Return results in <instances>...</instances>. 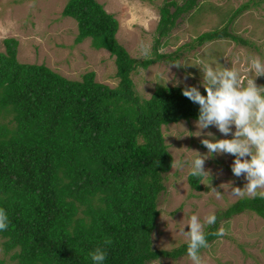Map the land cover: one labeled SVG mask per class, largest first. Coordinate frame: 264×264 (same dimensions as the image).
Returning a JSON list of instances; mask_svg holds the SVG:
<instances>
[{"label": "trees", "instance_id": "16d2710c", "mask_svg": "<svg viewBox=\"0 0 264 264\" xmlns=\"http://www.w3.org/2000/svg\"><path fill=\"white\" fill-rule=\"evenodd\" d=\"M198 1L163 0L154 57L140 62L118 41L119 22L98 0L66 1L61 13L77 23L74 42L89 38L93 48L109 52L115 87L97 81L92 70L70 79L44 63L20 62L19 41L2 40L0 208L9 226L0 239L12 254L10 263L0 258V264H93L88 253L97 247L106 253L103 264H147L187 255L185 242L171 250L154 249L152 234L163 175L173 161L162 127L197 120L199 105L182 95V85H158L143 98L132 73L169 58L157 51L160 39ZM223 38L242 40L228 24L195 40L203 45ZM199 91L206 95L204 87ZM201 179L188 175L190 188L201 190ZM245 211L264 218V200L239 198L215 214L216 223L204 230L208 244L217 238L211 233L221 217ZM105 238L112 243L105 244Z\"/></svg>", "mask_w": 264, "mask_h": 264}, {"label": "rangeland", "instance_id": "374dc122", "mask_svg": "<svg viewBox=\"0 0 264 264\" xmlns=\"http://www.w3.org/2000/svg\"><path fill=\"white\" fill-rule=\"evenodd\" d=\"M67 0H0V51L2 40L7 37L19 41L17 59L23 63H44L54 71L70 79H80L87 71L95 72V79L110 87L117 85L115 63L106 49H95L86 38L75 43L77 23L62 15ZM107 12L119 22L118 41L138 62L154 57L153 47L157 37L158 7L163 0H98ZM182 3V0H178ZM241 11L229 22L231 15L241 6ZM229 25V31L242 39H217L203 45L196 37L204 31ZM149 49L147 58L141 55L140 46ZM158 52L168 59H161L147 68L137 67L132 79L137 93L148 98L158 85H182L203 87L202 73L197 61L213 67H234L245 72L251 57L264 62V0H199L193 10L182 14L167 37L160 39ZM187 64L177 67L175 64ZM169 81L165 83L166 80ZM178 82V83H177ZM257 86H264V75L256 76ZM196 120H181L162 127L168 149L175 160L190 159L198 151L206 155L208 150L201 143L203 138H232L220 133L215 126L198 131ZM212 132L214 137H206ZM194 150V151H193ZM231 154H213L205 160L204 168L209 176L200 181L202 189L192 190L188 182L189 168L171 169L163 175L164 190L158 197L156 228L152 234L154 249L171 250L182 243L184 237L179 228L196 214L203 218L209 213H221L240 197L232 187H243L245 177L234 176ZM227 235L217 237L208 248L199 252L204 264H264V218L245 211L218 221ZM206 226L204 227V230ZM185 231L188 226L185 225ZM0 239V258L10 263L12 252L4 251ZM13 262V261H12ZM147 264H192L188 255L177 259L159 258Z\"/></svg>", "mask_w": 264, "mask_h": 264}, {"label": "clouds", "instance_id": "9594fccd", "mask_svg": "<svg viewBox=\"0 0 264 264\" xmlns=\"http://www.w3.org/2000/svg\"><path fill=\"white\" fill-rule=\"evenodd\" d=\"M141 55L149 56V49L143 44L140 46ZM181 67L187 64H175ZM202 73V85L206 95L195 86H187L182 95L199 105L198 119L195 121L198 131L194 134L201 136L199 130L215 126L225 136L235 131L232 138L208 139L203 138L201 143L207 148L206 155L194 151L190 159L172 161L173 169H180L185 164L189 168V175L196 178L209 176L205 170V160L213 154H231L235 157L231 165L234 176H244L246 183L241 187H232L234 195L244 198H260L264 200V86H257L255 77L264 75V62L259 57H251L247 62L245 72L234 67H213L210 63L197 61L196 64ZM169 81L166 80L165 83ZM178 83V82H177ZM175 86V85H174ZM206 137H214L207 132ZM216 215L209 213L203 218L193 214L186 223L179 228V233L187 244V255L192 264H204L199 252L201 248H208L204 227L216 223ZM185 225L188 231L184 230ZM9 218L6 211L0 208V231L7 230ZM226 229L221 226L211 233L216 237L227 235ZM105 244L112 243L111 238H105ZM93 264H103L106 253L97 247L88 253Z\"/></svg>", "mask_w": 264, "mask_h": 264}]
</instances>
